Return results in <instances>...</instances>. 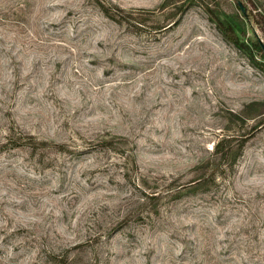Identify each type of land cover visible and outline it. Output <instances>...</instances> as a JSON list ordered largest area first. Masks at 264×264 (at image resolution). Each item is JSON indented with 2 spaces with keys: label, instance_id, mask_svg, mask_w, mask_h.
Instances as JSON below:
<instances>
[{
  "label": "rangeland",
  "instance_id": "374dc122",
  "mask_svg": "<svg viewBox=\"0 0 264 264\" xmlns=\"http://www.w3.org/2000/svg\"><path fill=\"white\" fill-rule=\"evenodd\" d=\"M220 22L264 43V0H0V264H264V57Z\"/></svg>",
  "mask_w": 264,
  "mask_h": 264
},
{
  "label": "trees",
  "instance_id": "16d2710c",
  "mask_svg": "<svg viewBox=\"0 0 264 264\" xmlns=\"http://www.w3.org/2000/svg\"><path fill=\"white\" fill-rule=\"evenodd\" d=\"M104 13L106 15L109 16V14H107L106 10H104ZM246 16V20L248 25H250L249 27L251 28L252 31L254 30L255 25L259 22L258 21V16L262 19L261 15H254L250 12H247V14H245ZM111 17V16H110ZM254 25V27H253ZM217 28L219 29V31L222 33L224 39L228 42L231 43L233 46H235L238 49H247L250 51V53L252 52V49H254L257 53H259L261 56L264 57V52L258 42V36L256 34V32H254L255 37L257 38V40L255 42H251V46L252 48H250V46L247 44V42L243 41L240 39V37L238 36V34L236 33V31L230 26V25H224L221 22L218 23ZM241 35H245L244 31H241ZM246 41H249V39L247 38ZM250 62L255 64L256 61L254 59L253 54H250ZM264 66V65H263Z\"/></svg>",
  "mask_w": 264,
  "mask_h": 264
},
{
  "label": "water",
  "instance_id": "95a60500",
  "mask_svg": "<svg viewBox=\"0 0 264 264\" xmlns=\"http://www.w3.org/2000/svg\"><path fill=\"white\" fill-rule=\"evenodd\" d=\"M238 5H239L240 9L242 10V12L245 14V9L242 6V4L240 2H238ZM258 42H259V44H260V46H261V48H262V50L264 52V43H263V41L260 38H258Z\"/></svg>",
  "mask_w": 264,
  "mask_h": 264
}]
</instances>
